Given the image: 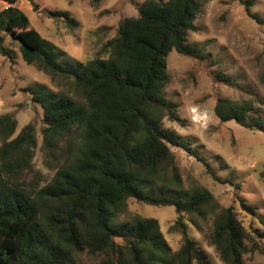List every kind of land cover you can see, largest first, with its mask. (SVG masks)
I'll return each mask as SVG.
<instances>
[{
    "label": "trees",
    "instance_id": "1",
    "mask_svg": "<svg viewBox=\"0 0 264 264\" xmlns=\"http://www.w3.org/2000/svg\"><path fill=\"white\" fill-rule=\"evenodd\" d=\"M209 1L144 0L136 16L120 21L117 34L104 45L105 56L76 65L59 61L65 52L35 28L19 0L0 10V54L14 59L4 45L10 35L27 64L67 80L81 97L43 83L26 88L43 109V148L57 160L53 177L42 186L25 187L22 180L37 144L34 124L13 137L16 118L0 115V264H86L85 256L96 259L93 264H214L189 234L185 216L200 231L209 225L205 235L226 264H244L247 252L264 253L233 206L221 205L204 186L182 187L172 145L201 160L215 180L233 182L164 125L165 119L181 120L177 103L165 96L167 56L176 50L207 57L188 42V34L197 29L195 21ZM240 1L248 15L264 23L251 11L252 0ZM51 13L77 25L68 11ZM257 102L262 103L219 97L214 110L221 121L264 133ZM130 198L175 207L171 229L182 234L178 249L167 241L158 218L129 214ZM240 199L264 221L255 206Z\"/></svg>",
    "mask_w": 264,
    "mask_h": 264
},
{
    "label": "rangeland",
    "instance_id": "2",
    "mask_svg": "<svg viewBox=\"0 0 264 264\" xmlns=\"http://www.w3.org/2000/svg\"><path fill=\"white\" fill-rule=\"evenodd\" d=\"M8 1L0 0V10L9 5ZM142 1L19 0L18 6L35 28L56 44L58 51L65 52L59 61L76 65L96 55L105 56V43L117 34L123 18L138 14ZM252 2L251 11L264 18V0ZM56 10L68 11L77 25L70 26L63 16L51 13ZM195 24L197 29L189 32L188 42L204 50L207 57L201 60L176 50L168 54L169 81L165 96L177 103L181 120L165 119L164 125L191 142L222 179L229 178L233 183L215 180L201 160L172 145L174 169L184 189L204 186L221 205L233 206L237 218L264 246V221L244 209L240 199L255 206L264 217V133L245 128L234 120L221 121L214 110L219 97H228L260 99L262 103H257L264 112V23L248 15L240 0H210ZM4 45L13 52L14 59L0 54V115L11 114L16 118L13 137L28 123L34 124L37 144L31 168L23 173L22 180L25 187L42 186L53 177L57 160L48 158L43 148V109L26 88L43 83L56 91L76 93L67 80L54 79L36 64H27L18 42L10 35H6ZM217 74L226 75L229 80H219ZM76 97L81 99L79 95ZM129 214L158 218L172 248L178 249L182 244L180 231L171 229L178 215L174 206L149 205L130 198ZM185 217L189 234L211 261L226 264L205 235L206 231L210 232L209 225L203 224L204 231H200ZM243 259L244 264H264V253L247 252ZM95 261L84 258L86 264Z\"/></svg>",
    "mask_w": 264,
    "mask_h": 264
}]
</instances>
